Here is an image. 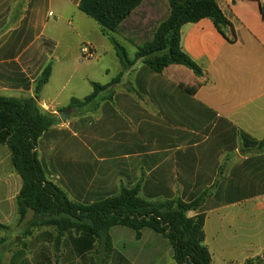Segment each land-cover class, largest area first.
I'll use <instances>...</instances> for the list:
<instances>
[{"label": "crops", "instance_id": "0c3cea01", "mask_svg": "<svg viewBox=\"0 0 264 264\" xmlns=\"http://www.w3.org/2000/svg\"><path fill=\"white\" fill-rule=\"evenodd\" d=\"M80 1L0 0L1 96L33 97L42 72L64 64L86 43L98 56L95 38L104 35L79 10ZM219 6L233 33L227 29L224 36L208 18L181 29V49L203 77L182 65L147 73L139 62L112 86L122 93L96 98H106L116 113L107 142L99 136L102 128L80 126L75 116L84 105L64 107L59 94L41 98L49 80L39 104L58 123L41 137L37 152L48 180L84 205L123 187L139 186L150 201H191L207 192L201 209L188 216L206 214L212 264H245L264 255V0ZM169 13L170 7L160 23ZM135 86L143 93H134ZM119 112L133 119L123 121ZM74 124L87 133L85 141ZM68 135L83 143L67 142ZM22 187L11 152L0 143V225L6 227L0 228V264H168L165 257H174L168 240L150 229L138 239L135 231L114 227L109 244L35 225L33 211L20 222Z\"/></svg>", "mask_w": 264, "mask_h": 264}, {"label": "trees", "instance_id": "16d2710c", "mask_svg": "<svg viewBox=\"0 0 264 264\" xmlns=\"http://www.w3.org/2000/svg\"><path fill=\"white\" fill-rule=\"evenodd\" d=\"M170 7L168 17L154 30L151 40L137 47L135 62L141 61L155 73L161 74L170 65H182L203 77L201 67L181 49V29L189 23L211 19L225 36L232 26L219 2L224 0H166ZM235 2L236 0H231ZM145 0H81L79 10L94 19L103 35L114 47L122 66L131 65L127 50L115 38L123 24ZM48 66L39 77L33 97H6L0 95V143L12 155L15 170L23 180L17 198L20 222L29 211L34 212L33 224L57 228L60 235L68 232L89 236L92 241L109 242V231L124 227L136 232L138 239L144 229H150L168 240L177 264H212V255L205 245L206 214L194 217L188 213L201 209L207 192L195 200L172 199L150 201L140 196V187H123L112 197L84 205L71 200L59 186L48 180L37 152L41 137L58 123V119L43 111L39 95L51 77ZM101 85L92 83L93 92L84 100L73 98L70 107L95 101L119 81ZM38 97V100H37ZM0 228H6L0 225ZM2 240H0V246ZM107 263V262H106ZM245 264H264V255Z\"/></svg>", "mask_w": 264, "mask_h": 264}, {"label": "rangeland", "instance_id": "374dc122", "mask_svg": "<svg viewBox=\"0 0 264 264\" xmlns=\"http://www.w3.org/2000/svg\"><path fill=\"white\" fill-rule=\"evenodd\" d=\"M168 12L169 5L166 0H147L145 4L123 24L122 29L119 31L118 35H115V38L128 52L127 59L132 62L128 67L138 64L139 62L143 64L141 61L135 62L137 47L152 39L154 30ZM82 16L86 15L82 14ZM86 18L93 22L92 24L96 29L99 28L100 25L93 19L89 17ZM95 39L98 40V42H95L96 47L99 49L98 56L92 61H84L80 51H73L64 64H56L52 71L50 87L42 92V99L48 97L54 98L59 94V102L62 106L67 107L72 98L84 99L93 92L91 82L107 85L120 77L124 67L114 47L104 36H100L99 39L96 37ZM144 66L147 73L151 72L147 65L144 64ZM122 92V87H112L109 91H105L102 94H104L103 97L107 98ZM134 93L140 95L143 92L135 86ZM106 98L96 99L95 101L85 104L83 113L75 116L76 118L82 119V124L80 126H84L91 130L99 129V131L100 128H102L103 135L99 136L104 142H107L110 135L113 133L114 126H112V122L116 118V113L114 114L112 110L110 112L111 104L107 102L108 100ZM119 116L123 121L133 119L132 116H128L125 113L120 114L119 112ZM139 121L140 118L134 117L135 124H138ZM72 129L79 135H83L84 131L81 130L79 126L76 127L74 124ZM145 129L146 127L143 126L142 132ZM85 132L88 131L85 130ZM86 134L81 136L84 141L86 140ZM82 139H80V137L72 138L70 135L67 136V142L77 145L83 143ZM208 234L210 239V229H208ZM165 259L168 260V264H177L172 256H166ZM156 264H159V262H156Z\"/></svg>", "mask_w": 264, "mask_h": 264}, {"label": "built area", "instance_id": "2783aa9c", "mask_svg": "<svg viewBox=\"0 0 264 264\" xmlns=\"http://www.w3.org/2000/svg\"><path fill=\"white\" fill-rule=\"evenodd\" d=\"M81 55L84 61H92L96 58L97 52L92 44L86 43L81 47Z\"/></svg>", "mask_w": 264, "mask_h": 264}, {"label": "water", "instance_id": "95a60500", "mask_svg": "<svg viewBox=\"0 0 264 264\" xmlns=\"http://www.w3.org/2000/svg\"><path fill=\"white\" fill-rule=\"evenodd\" d=\"M37 100H38V97H37Z\"/></svg>", "mask_w": 264, "mask_h": 264}]
</instances>
